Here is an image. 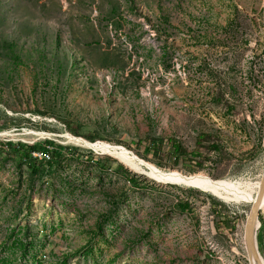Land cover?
Returning a JSON list of instances; mask_svg holds the SVG:
<instances>
[{
  "label": "rangeland",
  "instance_id": "374dc122",
  "mask_svg": "<svg viewBox=\"0 0 264 264\" xmlns=\"http://www.w3.org/2000/svg\"><path fill=\"white\" fill-rule=\"evenodd\" d=\"M86 143L182 176L264 175V0H0V264H251L252 204ZM37 144L65 157L35 172Z\"/></svg>",
  "mask_w": 264,
  "mask_h": 264
},
{
  "label": "bare ground",
  "instance_id": "6f19581e",
  "mask_svg": "<svg viewBox=\"0 0 264 264\" xmlns=\"http://www.w3.org/2000/svg\"><path fill=\"white\" fill-rule=\"evenodd\" d=\"M77 142H80L79 140ZM87 147L99 152L107 153L125 164L130 170L139 175L154 178L163 183H174L192 186L204 190L216 198L232 205H246L255 203L263 175L259 179H240L213 181L203 177L182 176L174 172L163 171L158 167L145 163L137 158L132 152L118 145L105 143H86ZM261 216H264V199L261 204ZM261 222V221H260ZM261 228L258 224L257 231ZM263 261L264 258L261 255Z\"/></svg>",
  "mask_w": 264,
  "mask_h": 264
},
{
  "label": "water",
  "instance_id": "95a60500",
  "mask_svg": "<svg viewBox=\"0 0 264 264\" xmlns=\"http://www.w3.org/2000/svg\"><path fill=\"white\" fill-rule=\"evenodd\" d=\"M264 199V175L262 178V183L260 191L255 203L252 206L250 215L246 223L245 240L249 259L251 264H264L261 257L258 246V224H261V204Z\"/></svg>",
  "mask_w": 264,
  "mask_h": 264
},
{
  "label": "trees",
  "instance_id": "16d2710c",
  "mask_svg": "<svg viewBox=\"0 0 264 264\" xmlns=\"http://www.w3.org/2000/svg\"><path fill=\"white\" fill-rule=\"evenodd\" d=\"M11 147V145L9 146ZM13 148V147H12ZM22 149L21 146H19L18 148L14 147L13 150L15 151H20ZM24 149V150H23ZM23 156H25L26 158V161L27 164L31 167L32 170H34L35 172H38V163L41 164V163H44L47 162L48 166L50 168H53L57 162H59L62 158L65 157V153H64V150H61V151H54V150H51V148H46V147H43L42 145L40 144H37V145H34V146H31V147H28L27 149L23 148ZM39 151H42L43 153H45L46 155L50 156V160L47 161V159H35L33 157V154L35 152H39ZM36 162L35 164L33 162ZM126 173V176H127V179L132 183V185H134V187L136 188H139V189H146L147 186L146 185H143L139 182V180L135 179V178H132L128 172H125ZM178 207L182 210V211H187V212H190L191 211V206L190 204L188 203H180L178 205ZM262 234V230L259 234V237L260 235Z\"/></svg>",
  "mask_w": 264,
  "mask_h": 264
},
{
  "label": "built area",
  "instance_id": "2783aa9c",
  "mask_svg": "<svg viewBox=\"0 0 264 264\" xmlns=\"http://www.w3.org/2000/svg\"><path fill=\"white\" fill-rule=\"evenodd\" d=\"M34 156L36 158H41V159H50V156L46 155L45 153L39 151V152H35Z\"/></svg>",
  "mask_w": 264,
  "mask_h": 264
}]
</instances>
